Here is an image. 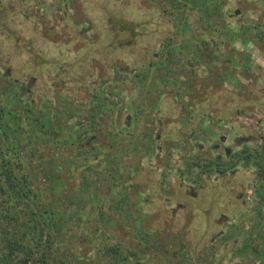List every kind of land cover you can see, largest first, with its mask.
I'll return each mask as SVG.
<instances>
[{"label": "rangeland", "instance_id": "374dc122", "mask_svg": "<svg viewBox=\"0 0 264 264\" xmlns=\"http://www.w3.org/2000/svg\"><path fill=\"white\" fill-rule=\"evenodd\" d=\"M263 87L264 0H0L2 137L87 264L114 243L141 252L122 264H264V170L246 209L214 148L248 131L264 158Z\"/></svg>", "mask_w": 264, "mask_h": 264}, {"label": "trees", "instance_id": "16d2710c", "mask_svg": "<svg viewBox=\"0 0 264 264\" xmlns=\"http://www.w3.org/2000/svg\"><path fill=\"white\" fill-rule=\"evenodd\" d=\"M23 21L28 22L29 17L24 16ZM34 27L35 30L39 29L37 26ZM41 29L44 33L41 42H45L47 36L51 39L56 35L53 28ZM110 31L113 36L109 37L114 39V31ZM102 36L104 38L106 35ZM50 39L47 38V42L42 43L43 47L55 49L58 55H64L62 57L70 56L73 46L68 45V41L56 42ZM108 39L103 40L109 41ZM113 46L120 47L118 42L117 45L113 43ZM62 62L64 60L58 61L56 65L60 68ZM57 74L60 76L61 72ZM4 101L0 98V105ZM14 110H17V106ZM24 110L22 117L28 118V112L32 109L24 108ZM3 133V129L0 128V264H33L36 254H38L36 260L38 264L92 263L93 260L87 256V253L77 255L76 248L68 244L71 242L68 237L63 249L61 251L58 249L56 241L59 230L58 210H51L40 193L35 192L30 178L31 166L27 163L26 155L19 153L16 146L5 141L2 137ZM247 152L250 154V149ZM70 195V202H74V198ZM39 238L42 239L41 242ZM139 253L141 252L137 248L128 250L122 246V243H114L107 245V248L100 253L99 263L93 264H122L126 260L139 259Z\"/></svg>", "mask_w": 264, "mask_h": 264}, {"label": "flooded vegetation", "instance_id": "af4514ba", "mask_svg": "<svg viewBox=\"0 0 264 264\" xmlns=\"http://www.w3.org/2000/svg\"><path fill=\"white\" fill-rule=\"evenodd\" d=\"M239 60L241 61L242 68L244 70L251 69L250 62H247L244 58L241 57L239 58ZM234 64H236V62H234ZM226 137L227 136L225 134H222L219 137V140L215 142V146H214V148L218 150V157L223 156L224 158L223 157L221 158L223 160L228 161L229 163V168L227 169L228 172L223 171L222 176H228L230 174L229 173L230 169H231V174L237 175V182H238L237 186L241 187V190H239L236 196L245 205L244 208L250 210L251 204L249 203V201L248 204H246L245 196L248 197V192H249V197L250 195L251 196L258 195L259 190H257V181H258V175L261 174V172L264 170V164H263L264 158L255 157L252 151L250 153L251 155L247 152L249 150L247 143L256 140V136L253 133L247 131L240 135L236 134L235 141L232 143L234 145L238 144L237 147L241 146V148H239L241 152H238V150H233L231 148L232 147L231 145L229 146L228 144H226V142L227 143L230 142L229 144H231V141H227ZM259 147H261V149L264 148V140L260 142ZM262 150L264 151V149ZM261 159L263 160V162H260ZM251 182L252 184H250ZM249 186L250 187L253 186V188L250 189ZM180 206H183V204H181ZM254 211H256V206H254ZM254 211L252 210V212ZM222 217L224 218L226 216L223 214Z\"/></svg>", "mask_w": 264, "mask_h": 264}]
</instances>
